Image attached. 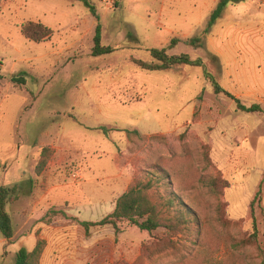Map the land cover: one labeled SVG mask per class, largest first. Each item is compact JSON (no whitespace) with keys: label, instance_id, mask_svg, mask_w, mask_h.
<instances>
[{"label":"rangeland","instance_id":"374dc122","mask_svg":"<svg viewBox=\"0 0 264 264\" xmlns=\"http://www.w3.org/2000/svg\"><path fill=\"white\" fill-rule=\"evenodd\" d=\"M88 1L99 20L78 0H0V186H19L7 208L16 236L5 247L0 236L1 264L38 240L40 264H264V0H230L214 23L222 0ZM28 22L53 36L26 39ZM98 24L111 55L92 56ZM164 48L204 67L133 63ZM205 70L261 112L239 111ZM20 76L25 84L13 82ZM45 148L52 154L38 173ZM152 179V204L172 222L189 213L182 225L164 221L174 229L149 234L122 221L118 233L87 234L78 224L100 222Z\"/></svg>","mask_w":264,"mask_h":264},{"label":"trees","instance_id":"16d2710c","mask_svg":"<svg viewBox=\"0 0 264 264\" xmlns=\"http://www.w3.org/2000/svg\"><path fill=\"white\" fill-rule=\"evenodd\" d=\"M87 9H89L99 20L96 8L88 0H78ZM230 0H222L220 8L217 13L213 15L212 23L219 17L223 9L226 7L227 2ZM240 1V0H238ZM23 36L34 42L42 43L46 42L53 36V31L49 27L45 26L40 22H28L22 26ZM133 35L129 34V38ZM193 46H198L201 43L200 38H192L188 41ZM177 44V40L173 39L169 48H174ZM115 50L110 46H105L102 44V27L100 24L97 25L94 36V47L92 49V56L101 57L113 54ZM152 62H145L141 60H133V63L140 69L148 72H164L172 70L179 66H189L194 68H203L204 63L201 59L192 60L187 54H182L179 56H170L167 53V49H152L150 50ZM205 77L210 80L213 84L215 92L217 94H224L237 104V109L244 113H259L261 112V107L259 105H253L251 107H246L241 104L240 100L236 99L233 95L225 91L216 81L215 77L204 71ZM24 76V74H23ZM23 76L14 77L12 80L18 84H25V78ZM98 130L102 131L104 135L109 134V130L106 127H100ZM128 136L139 135L138 131H126ZM49 153V154H48ZM51 151L48 148L43 149L42 158L37 167L38 173L42 171L47 165L50 157ZM157 177V176H156ZM158 180L159 177H157ZM153 179L147 183L139 182L124 193L116 202L114 212L101 220L100 222H86L77 221L78 224L86 229V233L89 234L90 228L112 226L116 233L119 232L118 223L122 221H128L133 226L138 227L141 231L148 232L149 234L156 232L162 228H167L168 230H173L174 228L170 225H166L164 221H169L171 224L182 225L184 219L189 216V213H184L181 209L177 210L175 213L176 219L178 221L172 222L171 218L162 217V211H159L155 205L152 204L148 192L153 188ZM227 184V183H226ZM19 186L8 187L6 185L0 186V233L7 241H11L14 237V224L13 219L7 210L8 206L18 200L17 193ZM172 204V201L170 202ZM254 202L251 204L252 214H253ZM188 211V210H187ZM63 216H65L63 214ZM191 216V215H190ZM165 219V220H164ZM173 219V218H172ZM259 239V232L257 229L256 222L254 220L253 233L245 241L247 244L257 243ZM46 243L43 240H38L35 248L32 251H28L26 248H21L16 254V261L14 264H40ZM1 264V260H0Z\"/></svg>","mask_w":264,"mask_h":264},{"label":"crops","instance_id":"0c3cea01","mask_svg":"<svg viewBox=\"0 0 264 264\" xmlns=\"http://www.w3.org/2000/svg\"><path fill=\"white\" fill-rule=\"evenodd\" d=\"M15 233H16V231H15ZM57 235L58 234H60V235H63V231L62 232H60V233H56ZM0 236L2 237V239H1V245L3 246V247H5V242L7 241L5 238H3V236L1 235V233H0ZM15 236H16V234H14V238H15ZM14 242V241H13ZM12 245H14L13 243H12ZM22 244H20V245H18L17 247V250H15V254L17 253V251H19L20 250V248H22V246H21Z\"/></svg>","mask_w":264,"mask_h":264}]
</instances>
